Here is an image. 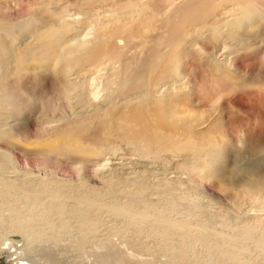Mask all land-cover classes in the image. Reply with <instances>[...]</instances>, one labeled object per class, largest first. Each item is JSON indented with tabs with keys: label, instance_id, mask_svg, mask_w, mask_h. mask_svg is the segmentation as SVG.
Here are the masks:
<instances>
[{
	"label": "rangeland",
	"instance_id": "rangeland-1",
	"mask_svg": "<svg viewBox=\"0 0 264 264\" xmlns=\"http://www.w3.org/2000/svg\"><path fill=\"white\" fill-rule=\"evenodd\" d=\"M5 238L33 264H264V0H0Z\"/></svg>",
	"mask_w": 264,
	"mask_h": 264
},
{
	"label": "bare ground",
	"instance_id": "bare-ground-1",
	"mask_svg": "<svg viewBox=\"0 0 264 264\" xmlns=\"http://www.w3.org/2000/svg\"><path fill=\"white\" fill-rule=\"evenodd\" d=\"M193 3V2H192ZM238 5H239V8H240V10L239 11H237V8L236 7H234V9H232L231 11H229V12H232V13H234V15L236 14L237 15V18H236V22H242V21H246V20H248V19H251L252 18V15H250V11L252 10L251 8H249V7H247V5L245 4V7L243 6V5H240L242 2H240V1H238V2H236ZM190 4H191V2H190ZM186 5H189L188 3L186 4ZM185 5H178V7H184ZM178 7H176V10L174 11L173 9H171V11L169 12V14L168 15H166L165 17H164V20H166L167 22H169L171 19H172V17L176 14V11H177V9H178ZM178 12V11H177ZM116 14V13H115ZM109 15V14H108ZM124 15H125V12L124 11H119L117 14H116V17L118 16V17H124ZM132 15V14H131ZM131 15H129V16H131ZM112 16V15H111ZM109 17V16H108ZM101 20H103V19H101ZM122 20H125V18L123 19H119V21H122ZM75 21H77V20H75ZM166 23V22H165ZM68 24L69 23H65L64 24V30H66V31H69L71 28H69V26H68ZM167 27V26H166ZM165 27V28H166ZM121 28H122V26H121ZM119 29V28H118ZM123 29V28H122ZM170 32V31H169ZM53 33L54 34H59L60 33V30H53ZM172 33H175V32H172ZM87 37L88 36H86V37H84V39L83 40H87ZM172 39L174 40V41H178V36H175V37H172ZM224 48H226V47H224ZM121 54V53H120ZM120 54H118L117 56H119ZM122 56H124V54H122ZM120 57H121V55L119 56V57H117V61H115V62H118V61H120ZM125 60V59H124ZM121 62V61H120ZM114 64V63H113ZM116 64V63H115ZM117 69H115L116 70V73H115V82L117 83V84H119L120 86H121V82L119 81V80H117V79H124V77H123V74H124V72L125 71H123V69L120 67H117V66H115ZM122 74V75H121ZM148 76H145V77H143L142 79H143V81H142V86H145V85H149L148 84ZM125 80V79H124ZM113 82V81H112ZM92 83H97L96 82V80H95V77L93 78V80H92ZM100 89H99V88ZM110 91H111V87H110V85H106V86H99V85H97L96 87H95V89L92 91V95H93V97L94 98H96V97H100L99 96V93L100 94H103V96H107L108 97V95L110 94ZM88 92V90H86V93ZM103 166V165H102ZM252 166H256V164L255 163H252ZM14 211V210H13ZM16 211H17V209H16ZM15 212V211H14ZM46 222L47 223H50L49 221H47L46 220ZM24 224H27V226H29L30 228V230H31V235H25V230L23 231V236H25L26 238H28V239H35L34 238V236L32 235V233L34 232V227H35V224H34V222H33V219L32 218H30V217H25V216H23V214L22 213H19V214H17L15 217H13L11 220H10V222L8 223V224H3L4 225V227H3V230L4 231H6V232H9V233H12V232H14L15 230H17V229H22L23 228V226H24ZM8 234V233H7ZM7 241L9 240V238H5ZM11 239V238H10ZM19 239V238H18ZM30 242V241H29ZM27 243V242H26ZM6 245H3L2 244V248L0 249V251H1V253H3L4 254V256L3 257H5V260H4V262H2L1 263V261H0V264H33V263H31L29 260L30 259H27V257L25 258L24 257V255L22 256V253H23V247H24V245L23 246H20V244L19 245H17L18 244V242L17 241H14V240H12V241H10L9 240V242H6L5 243ZM28 244V243H27ZM100 254H98V256H99ZM106 257H108V256H106ZM101 260V259H100ZM98 261V260H97ZM96 261V262H97ZM103 264H110V260L109 261H107L106 259H105V257L103 258ZM99 262H97V264H98ZM101 264V263H100Z\"/></svg>",
	"mask_w": 264,
	"mask_h": 264
}]
</instances>
